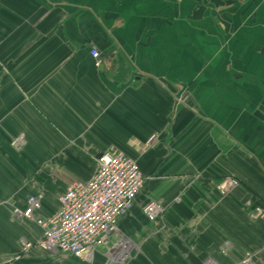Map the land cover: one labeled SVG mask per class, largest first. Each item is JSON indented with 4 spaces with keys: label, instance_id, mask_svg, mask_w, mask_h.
Masks as SVG:
<instances>
[{
    "label": "crops",
    "instance_id": "0c3cea01",
    "mask_svg": "<svg viewBox=\"0 0 264 264\" xmlns=\"http://www.w3.org/2000/svg\"><path fill=\"white\" fill-rule=\"evenodd\" d=\"M109 148L144 176L126 264H264V0H0V264H107L20 254L41 229L12 209L51 216Z\"/></svg>",
    "mask_w": 264,
    "mask_h": 264
},
{
    "label": "built area",
    "instance_id": "2783aa9c",
    "mask_svg": "<svg viewBox=\"0 0 264 264\" xmlns=\"http://www.w3.org/2000/svg\"><path fill=\"white\" fill-rule=\"evenodd\" d=\"M91 54L97 58L96 51ZM95 63L98 64V60ZM155 140L156 136L152 135L145 145L149 146ZM95 159L97 167L90 179L69 183L57 196L58 209L51 216L37 214L39 195H29L22 209L13 207V217L30 219L41 229L37 240H20V254L37 249L68 253L91 261L97 249L103 247L107 264H126L132 258L135 245L120 233L117 224L131 207L143 185L144 176L137 161L119 149L109 148ZM236 183L234 178L225 177L217 184V189L225 193ZM164 210L165 205L160 200H149L142 207V213L149 221L157 220ZM252 215L264 221V203ZM252 263V255L246 253L233 264ZM203 264L220 263L207 258Z\"/></svg>",
    "mask_w": 264,
    "mask_h": 264
}]
</instances>
